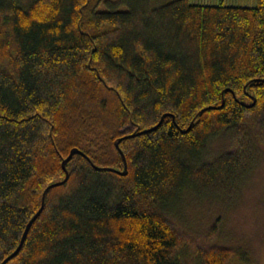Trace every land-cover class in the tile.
Wrapping results in <instances>:
<instances>
[{
    "label": "trees",
    "instance_id": "trees-1",
    "mask_svg": "<svg viewBox=\"0 0 264 264\" xmlns=\"http://www.w3.org/2000/svg\"><path fill=\"white\" fill-rule=\"evenodd\" d=\"M165 113L127 175L93 166ZM73 148L6 264H252L221 208L264 155V0H0V263ZM188 201L220 208L206 229Z\"/></svg>",
    "mask_w": 264,
    "mask_h": 264
},
{
    "label": "rangeland",
    "instance_id": "rangeland-1",
    "mask_svg": "<svg viewBox=\"0 0 264 264\" xmlns=\"http://www.w3.org/2000/svg\"><path fill=\"white\" fill-rule=\"evenodd\" d=\"M23 5L30 0H20ZM116 1V0H110ZM192 2L217 4L221 0H191ZM225 4L236 6H253L257 0H223ZM24 2V3H23ZM120 10L126 6L118 7ZM106 2L99 5V10H108ZM220 208L210 203L196 206L187 202L185 209L190 221L199 229H206ZM223 212L222 228L229 241L245 244L250 253L252 264H264V155L257 160L256 167L250 175L247 185L243 187L241 196ZM212 222V221H211ZM188 264H197L189 261ZM229 264H245L232 259Z\"/></svg>",
    "mask_w": 264,
    "mask_h": 264
},
{
    "label": "water",
    "instance_id": "water-1",
    "mask_svg": "<svg viewBox=\"0 0 264 264\" xmlns=\"http://www.w3.org/2000/svg\"><path fill=\"white\" fill-rule=\"evenodd\" d=\"M254 103H255V99H254L253 104H254ZM253 104H252V105H253ZM208 108H210V107L203 108L199 113H201V112L207 110ZM199 113H198V114H199ZM198 114L195 116V118L193 119V121L196 119V117L198 116ZM168 115H171V116L174 118V116H173L172 114H170V113H165V114H163V115L161 116L159 122H158L155 126H153L152 128L145 129V130H142V131H140V132H134V133H132V134H129V135H126V136H123V137H119V138H117V139L115 140V146H116L117 150L119 151V153L122 155V158H123V160H124V169H123V170H117V169H114V168H111V167H99V166H96V165H93V166H94L96 169H98V170H107V171H112V172L118 173V174H120V175H127V173H128L127 159H126V156H125L123 150H122L121 147H120V143H121V141L124 140V139H126V138L135 137L136 135L143 134V133H145V132H149V131L155 130L156 128H158V127L160 126V124H161L163 118H164L165 116H168ZM193 121L191 122L190 126H189L186 130H184V131H187V130L190 129V127H191ZM75 153H79V154H81V155L87 157V156H86L81 150H79L78 148H73V149L70 151L69 155H68V156L63 160V162H62V167H63V169H64V171H65V178H64L63 180H61V181H57V182H53V183L49 184V185L44 189V191H43V193H42V197H41V205H40V208L37 210V212L32 216V218H31V219L28 221V223L26 224V227H25L24 232H23V234H22V236H21V239H20V242H19L18 246H17L16 249H15L10 255H8V256H7V257H6V258H5L0 264H6L8 261H10L12 258H14V257L19 253V251L21 250V248H22V246H23V244H24V242H25V239H26V237H27V234H28V232H29V230H30L32 224H33L34 221L38 218V216L42 213V211H43V209H44V207H45L46 196H47L48 191H49L50 189L54 188V187L60 186V185H62V184H64V183L67 182V180L69 179V171H68V169H67V163L69 162V160L71 159V157H72Z\"/></svg>",
    "mask_w": 264,
    "mask_h": 264
}]
</instances>
